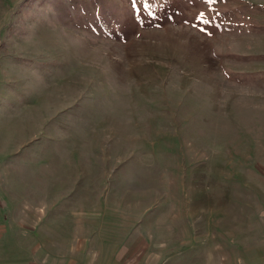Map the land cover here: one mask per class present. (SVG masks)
<instances>
[{
  "label": "rangeland",
  "instance_id": "374dc122",
  "mask_svg": "<svg viewBox=\"0 0 264 264\" xmlns=\"http://www.w3.org/2000/svg\"><path fill=\"white\" fill-rule=\"evenodd\" d=\"M2 235L0 264H264V0H0Z\"/></svg>",
  "mask_w": 264,
  "mask_h": 264
},
{
  "label": "crops",
  "instance_id": "0c3cea01",
  "mask_svg": "<svg viewBox=\"0 0 264 264\" xmlns=\"http://www.w3.org/2000/svg\"><path fill=\"white\" fill-rule=\"evenodd\" d=\"M67 206V204H66ZM4 236V237H3ZM7 237H9L8 235H2L0 236V241H7ZM68 237V238H67ZM14 240H16L17 237L14 236ZM53 240L54 241H71V235L69 233H64L63 235L59 234V233H54L53 234ZM70 247H68L69 249ZM67 256H63V257H54L52 259V262H49L48 264H97V260L96 258H92V259H89V258H85V257H70V253H69V250L67 252ZM10 256V255H7V257ZM6 257V258H7ZM5 263L4 264H10L12 263L11 261L7 260L4 261ZM110 260L108 261V264H110ZM16 263V262H15Z\"/></svg>",
  "mask_w": 264,
  "mask_h": 264
},
{
  "label": "snow or ice",
  "instance_id": "6c2138e0",
  "mask_svg": "<svg viewBox=\"0 0 264 264\" xmlns=\"http://www.w3.org/2000/svg\"><path fill=\"white\" fill-rule=\"evenodd\" d=\"M131 3L135 6L136 0H131Z\"/></svg>",
  "mask_w": 264,
  "mask_h": 264
}]
</instances>
